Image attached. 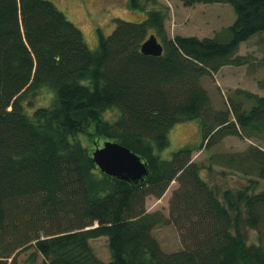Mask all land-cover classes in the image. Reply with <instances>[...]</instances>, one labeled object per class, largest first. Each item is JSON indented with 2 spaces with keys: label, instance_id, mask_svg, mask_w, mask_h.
I'll list each match as a JSON object with an SVG mask.
<instances>
[{
  "label": "trees",
  "instance_id": "1",
  "mask_svg": "<svg viewBox=\"0 0 264 264\" xmlns=\"http://www.w3.org/2000/svg\"><path fill=\"white\" fill-rule=\"evenodd\" d=\"M127 1L146 18L117 19L108 36L98 30L93 51L49 0H0V264H17L29 250L42 264H264L263 236L250 243L248 233L264 226V191L256 193L260 185L252 179L264 180V149L251 145L221 157L252 184L225 191L202 178L207 168L193 162L196 148L161 156L171 130L184 122L200 121L198 151L226 136L264 134V96L237 89L239 102L215 111L202 85L223 67L248 64L238 52L264 33V0H181L186 7L234 8L236 20L224 35L204 39L170 37L168 12L154 8L158 0ZM151 35L164 47L160 57L142 53ZM44 88L54 91L51 104L29 114L26 98ZM245 102L254 105L245 109ZM114 110L117 119H106ZM81 136L127 147L148 166V176L131 184L106 175ZM174 181L181 187L172 220L187 231L184 248L167 253L153 232L171 219L148 212L145 200L162 198ZM102 238L109 243L107 262L92 246Z\"/></svg>",
  "mask_w": 264,
  "mask_h": 264
},
{
  "label": "rangeland",
  "instance_id": "2",
  "mask_svg": "<svg viewBox=\"0 0 264 264\" xmlns=\"http://www.w3.org/2000/svg\"><path fill=\"white\" fill-rule=\"evenodd\" d=\"M49 1L82 31L86 44L93 51L98 48V30H102L108 36L114 31L117 19L139 22L142 21L143 17L146 18V13L130 10L127 0ZM154 8L164 9L168 12L165 28L167 34L172 38L179 33L200 39L220 37L236 20L234 8L230 4H197L193 7H186L181 0H158V5ZM225 35L229 39L230 33L228 32ZM158 40L161 43V40ZM263 40L264 33L253 37L241 46L238 54L246 57L247 65L243 67L226 66L222 68V74H211L202 79V85L208 90L212 107L215 111L228 112L231 109V101L238 103L239 99L235 96L237 89L264 96ZM53 94V90L44 88L36 95H30L25 101L26 111L31 114L35 108L49 106L52 102ZM253 105L254 102H245L244 108L250 109ZM117 117L118 111L115 110L108 111L105 114V118L112 121L116 120ZM81 140L84 146H87L92 152L104 145L103 139L94 142L90 141L87 136H81ZM201 143L202 129L200 121L180 123L171 130L170 146L161 153V156L164 159H170L173 153L182 148H196L193 153V162L207 168L201 171V176L211 186L225 191L228 189L246 188L252 185L249 182V178H245L238 173H232L227 169L221 157L245 153L251 145L260 146L264 149V134L251 139L234 135L226 136L218 141L210 151H198ZM213 155L219 158L213 162V170L211 171L208 167ZM252 179L258 181L260 185L256 193L264 191V180L256 177ZM180 187V183L174 181L162 198L158 199L149 196L145 200V207L148 212L160 211L171 219L170 224L160 225L153 232L154 237L167 253L177 252L185 246L183 236L187 229L185 231L181 230L176 222L172 220V200L174 193ZM179 225H185L184 219L181 220ZM248 233L250 234V243H258L260 236H263L264 242V226H261L260 232L248 229ZM92 246L101 260L107 262L111 259L109 243L106 238L94 240ZM33 253V250L21 253L17 264H42V258L39 256L35 261L32 260Z\"/></svg>",
  "mask_w": 264,
  "mask_h": 264
},
{
  "label": "water",
  "instance_id": "3",
  "mask_svg": "<svg viewBox=\"0 0 264 264\" xmlns=\"http://www.w3.org/2000/svg\"><path fill=\"white\" fill-rule=\"evenodd\" d=\"M142 53L160 57L164 47L155 35L142 45ZM93 160L106 175L131 184H139L149 174L148 166L127 147L112 141H105L103 147L92 152Z\"/></svg>",
  "mask_w": 264,
  "mask_h": 264
},
{
  "label": "crops",
  "instance_id": "4",
  "mask_svg": "<svg viewBox=\"0 0 264 264\" xmlns=\"http://www.w3.org/2000/svg\"><path fill=\"white\" fill-rule=\"evenodd\" d=\"M178 35H182V36H190V35H185V34H182V33H179ZM223 68H225V67H223ZM222 71H223V69H221L217 74H222ZM223 76V75H222ZM224 78V77H223Z\"/></svg>",
  "mask_w": 264,
  "mask_h": 264
}]
</instances>
